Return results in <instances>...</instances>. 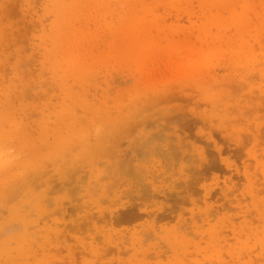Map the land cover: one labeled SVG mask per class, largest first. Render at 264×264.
Instances as JSON below:
<instances>
[{
    "label": "rangeland",
    "instance_id": "obj_1",
    "mask_svg": "<svg viewBox=\"0 0 264 264\" xmlns=\"http://www.w3.org/2000/svg\"><path fill=\"white\" fill-rule=\"evenodd\" d=\"M78 28L80 32L83 28L89 31H85L88 39L82 38L81 34L80 38L77 36L76 49L82 58L75 59L69 55V48ZM157 43L171 46L178 52H184L186 47L192 49L189 52L194 51L191 56L195 55L192 59L197 60V65L194 62L196 67L190 66L182 74L178 71L177 78L173 77L167 83L171 79H166L167 75L172 76V73L165 74L167 67L163 71L164 66H160L155 75L163 74V71L166 77L159 75L154 80L150 78L151 82H143L140 48ZM243 75L248 79L244 82L249 84L238 82L244 78ZM64 76H67L65 81L68 85L61 78ZM63 84L69 89L71 98L66 97ZM225 85L229 94L222 88ZM242 86H245L244 89ZM230 94H233L232 97ZM261 94H264V0H0V112L8 108L7 103L11 100L14 105L9 109L15 110L13 117L24 119L29 130L27 138L21 136V131L11 134L12 130H6V135L2 124L0 148L5 156L14 159L19 168L26 169L30 165V156L37 152L35 154L42 156V159L49 157L40 168H46L53 174L51 161L56 155L54 149L59 145L58 141L65 135L68 143L81 144L80 135L97 117L95 111L91 110L92 106L99 110L98 113L105 106L113 107L109 115L113 114L114 118H119L120 113L124 114L125 106L139 113L148 108L151 116L156 114L153 117L156 120L162 118V121L166 119L164 115L168 107L175 112L172 116L179 117L177 125L179 122L183 125L187 120L196 122V128L189 135L198 144L195 143L194 149L183 146L185 155L188 153L191 161H195V164L198 161L196 165L199 166L200 150L204 149V156L212 166L191 185L197 200L195 205L188 203L183 206V216L190 219L191 212L205 210L206 205L213 207V210L214 206H224V209L214 210L215 214L207 222L196 217L198 223L194 229L199 233L194 231V235L202 238L201 250L194 252L193 249L189 255H180L175 261V253L166 249L167 246L164 249L168 253L160 257L163 262L150 252L148 262L144 263L146 259L142 255L138 256V260H133L130 249L103 247V238L93 243L84 241L83 231H80L73 232L75 234L63 233L58 245L51 242L38 255L30 254L25 259L26 264H216L220 258L224 262L237 264L238 259H232L229 254L232 248L233 253L241 252L240 264H264V256L260 255V252H264V244L258 240L263 228H260L259 237L246 239L252 234L257 221H262L259 217L264 212V201L245 212L246 205L253 204L252 196L264 198V117L261 119L264 114L257 111L254 116L258 118V128L252 125L250 129L245 126V118L235 121V116L232 117L235 114V100L241 99L237 103L250 117L248 112L251 109L246 103H251ZM207 97H216L214 102L220 101L222 106L226 104L229 109L225 113L228 115L226 128L218 129L198 121L214 108V104L206 100ZM105 98L109 99L110 104L103 102ZM140 100L143 105L138 102ZM67 107L75 109V113L68 114ZM161 107L166 110L160 111ZM107 112L104 110V114ZM59 123L62 125L59 126ZM158 125L157 122L158 129L163 127ZM198 133L210 134L220 152ZM180 134L184 142V135ZM92 135L94 140L95 134ZM161 135L164 140L165 134ZM116 137L119 138L121 151H124L121 159H124L130 156V152L125 150L136 137L139 139V129H134L128 136L121 133ZM244 137L245 142L242 140ZM162 140L161 143L165 144ZM26 149L33 154H24ZM176 155L179 157L180 153L176 152ZM179 160H176V167ZM163 165L168 167L165 161ZM85 171L83 178L87 182L90 166H86ZM166 173H175V179L180 175L177 171ZM33 176L27 173V177ZM166 178L164 182H161L164 179H157L156 184H168L170 179L167 181ZM222 190L227 193L223 194ZM82 193L83 190L78 191L72 201H64L69 211L81 203L79 198ZM122 202L125 203L126 199ZM138 202H131V208H135L134 204ZM121 205V202L103 204L104 207L111 206L114 211L123 209ZM146 220L145 216L116 228L141 226ZM186 227L187 230L188 224ZM234 230L238 232L236 236ZM137 249L142 250V245ZM250 251H253L251 261L247 258ZM180 252L182 254L186 250ZM0 264L8 262L1 258Z\"/></svg>",
    "mask_w": 264,
    "mask_h": 264
},
{
    "label": "bare ground",
    "instance_id": "obj_2",
    "mask_svg": "<svg viewBox=\"0 0 264 264\" xmlns=\"http://www.w3.org/2000/svg\"><path fill=\"white\" fill-rule=\"evenodd\" d=\"M100 13H102V11ZM95 14L96 13H94V15ZM75 30L73 44H71L72 46L69 45V55L75 59H80L82 56L81 53L77 52V36L81 34L82 38L86 37V32L89 30L86 31L85 28H83L81 32L79 28ZM187 40L191 41L190 39ZM78 45L80 47V44ZM183 50L185 51L178 52V50L171 48V46L158 43L151 44L147 47L142 46L140 48L142 57L140 56L139 63L143 82L150 78V80H154V78L159 75L166 77L165 74L170 72L172 76L167 75L166 78H171L166 81L169 83L173 80V77L177 78L176 75L178 71L182 74L188 70L197 60L195 62V59H192L195 58V55L191 56V53L194 54V51L189 52L192 49H187L186 47ZM83 57L85 58L87 56L84 54ZM160 66H164L163 71H165V67H167L166 72L164 74L162 71L164 75L159 74L156 76L155 74L158 72L155 73V71H158L157 69H159ZM66 77L67 76L61 78H64V82L67 84L65 81V79H67ZM243 77L244 78L239 79L238 82L249 84L248 82H244V80H248L247 76L243 75ZM157 82L158 81H156V83ZM23 83L26 85V82L23 81ZM62 86L66 97L71 98L72 95L69 89L64 87V84ZM227 86L229 87L230 85ZM242 87L244 89L245 86ZM222 88L229 94L226 85ZM229 89L233 90L231 87ZM163 93L166 95L165 92ZM141 95L142 94H140V96ZM230 95L232 97L233 94ZM151 97L150 95V98ZM244 97L245 96L242 98ZM247 97L249 98V96ZM215 98L216 97H212L211 99L207 97L206 100L214 104V108L210 113L203 115V118L200 120L198 119V121L214 128H226V126H228L226 123L228 115L225 113L227 110L229 111V109L226 108V104L222 106L220 101L215 103ZM108 100L109 99L105 98L103 102L105 104H110ZM131 100L134 101L133 99ZM239 100L241 99L237 101ZM237 101L235 100V114H231L233 118L235 116V121H239L237 120L239 118H245V126H247L248 129H250L252 125L258 128V118L254 115H256L257 111H261L264 114V94H261L259 98L251 103L249 101L246 103V106L251 109L248 112L250 113V117L245 115L243 108ZM138 102L140 103L142 101L140 100ZM126 103L125 105H127ZM151 103L154 104L152 100ZM12 104L13 102L9 100L7 103L8 108H4V112H0V136H3V124L5 134L6 130H12L11 134L21 131V136L24 135L26 137L23 138H27L26 133L29 132L27 122L22 118L17 120L13 117V111L15 110L9 109L13 108L14 104ZM141 104L143 105V102ZM144 105L146 104L144 103ZM161 106L165 107L166 104H162ZM142 107L144 108V106ZM217 108L221 109L218 110ZM66 109L68 114L75 113V109H71V107H67ZM113 109V107L105 106L101 109L100 113H98L99 110L94 109L93 106L91 107V110L95 111L97 117L94 118L93 124L90 126L92 128H87L83 134L80 135L79 143L81 142V144L75 145L68 143L67 136L65 135L60 138V141H58L59 145L54 149L56 155L53 156L54 159L51 161L54 165L52 170L53 174H50L46 168H40L44 166L45 160L49 157L42 159V156L40 157L38 154H35L37 152L33 154L31 150L27 151L26 149L27 152L24 154L33 155L30 156V165L26 169H21L18 167L16 161L5 156L0 148V176H3L2 178L0 177V259H5L8 264H14L15 262H17V264H26L25 259L28 258L30 254L32 255L34 253L38 255L51 242L58 245L62 241L63 233L75 234L73 232L78 233L80 231H83L82 239L84 241L93 243L103 238V247L107 245L110 246L109 248L130 249L133 253V260H138V256L142 255L143 259H146V261H143L144 263L148 262L150 252H153L154 256H156L155 258H160L161 256H165L169 250L175 253V261L180 255L185 256L188 253L190 254L193 249L194 252L201 250L202 238L194 235V231L196 230L194 228L198 223L196 222V217L198 216L201 218L202 222H207L210 220L211 216L215 214L214 210L218 211L224 206H214L213 210V207L206 205L207 208L205 210L191 212L190 219L183 216V206L188 203L195 205L197 200L195 199L194 191L191 190V185H193L194 180L200 177V174L203 172V174H205L207 168L211 166L210 160H207L204 156V149L200 150L202 155L199 166L196 165L198 161L196 164L194 163L195 161H191V158L188 157V153L185 155L186 149H183V146L185 147L188 145L194 149L196 147L195 143L198 144V141L194 143L193 138L189 135L191 130L196 128L194 127L196 126V122H188V120L185 122L184 120L185 123L183 125L181 124L182 122H179V125H177L176 121L179 117L172 116L175 112L171 111L168 107L166 108L167 110L165 109L167 111V114L164 115L166 119L163 116L165 121H162V118L156 120L153 116H155L157 112L154 113L155 115L151 116V114L148 113V108L139 113V111L125 106V108H123L125 110L122 109L124 114L122 115V113H120V116H123V118L120 116L119 118H114L113 114L109 115ZM104 110L108 111L107 114H104ZM163 110L164 108L161 107L160 111ZM128 111H131V113ZM117 113H119V110ZM161 113L159 114L161 115ZM159 114L158 116H160ZM263 117L264 116H262L261 119ZM86 121L88 120L86 119ZM157 122L160 124L158 125L159 127L163 126L160 127L161 130L157 128ZM161 123L163 125H161ZM61 125L62 124L59 123V126ZM151 128L155 130L154 133L152 132L154 130ZM134 129H139V139H136V137L125 150L126 152H130V156L121 159V154L124 151H121V145L118 143L119 138L116 137V135L124 133L128 136ZM93 133L95 134L94 140H92L94 137L92 135ZM180 133L184 135V142ZM161 134H165L166 140H162ZM198 134H200L205 141L213 143L215 150L220 152V149L217 150V146L210 138V134ZM170 139L172 140L170 141ZM244 139L246 138H242L245 142L246 140ZM161 140L162 142L165 141V144H162ZM250 141L251 140H249V142ZM257 142L259 141L257 140ZM149 144L151 145L148 147L147 145ZM49 148L51 149L50 146ZM176 152L180 153L179 157L176 155ZM138 154H142V157H138ZM34 157L36 158L35 160ZM176 160H179L178 167H176ZM164 161L167 163L168 167L163 165ZM102 163L105 165H100ZM262 163L264 164V162ZM207 164L208 166H206ZM86 166H90L91 168V171H89L87 175V182L83 178L85 177L83 174L86 173ZM168 171H170V173L177 171L180 175L175 179L173 176L175 173L168 174L166 173ZM27 173L35 176L27 177ZM165 177H167V181L170 179L168 184L163 186L156 184L157 179H164L161 180V182H164ZM73 186L74 188L72 190ZM75 188L79 190H75ZM81 190H83L79 198L81 203L73 206L71 211H69L68 207L65 206L67 203L64 204V201H72L73 197L76 195L75 193ZM222 193L226 194L227 192L222 190ZM257 197L258 196H252L254 200L251 202H253L254 205H246L245 212L250 211L253 206L264 201V198L256 199ZM124 199H126L125 203L122 202ZM136 200L139 201L137 204H134L136 207L131 208L133 206L131 202ZM119 202L122 203L121 207L123 208L120 211L119 209L114 211L111 206H103L104 203H111L112 205L113 203ZM145 216L147 220L141 226L138 225L129 228L120 226L116 228L122 225V223L129 224L141 220ZM48 217L51 219H48ZM259 218L262 219V221H257V227L255 226L254 229H252V234H249L246 239L250 240L252 237H259L260 228H263V233L258 240L264 244V212ZM187 224L188 229L186 230ZM246 224L251 225L248 222H246ZM195 233L198 234L199 232L195 231ZM236 233L234 234L235 236ZM152 236H154V239L150 240ZM239 237H237L238 240H240ZM120 245L122 247H120ZM139 245H142V250L137 249ZM164 246H167V248ZM232 249L229 253L230 257L232 256L231 258H234V260L237 258V264H240L242 258L241 252L233 253L231 252ZM180 250H186V252H182L181 254ZM263 254L264 252H260L262 257L264 256ZM251 257H253V251L247 253L248 260L251 261ZM159 261L163 262L161 258ZM216 264L230 263L224 262L220 258L217 259Z\"/></svg>",
    "mask_w": 264,
    "mask_h": 264
}]
</instances>
